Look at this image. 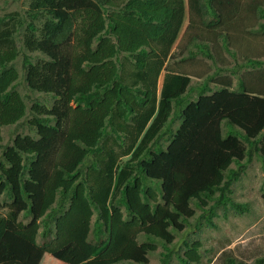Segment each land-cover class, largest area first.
<instances>
[{
    "label": "trees",
    "instance_id": "1",
    "mask_svg": "<svg viewBox=\"0 0 264 264\" xmlns=\"http://www.w3.org/2000/svg\"><path fill=\"white\" fill-rule=\"evenodd\" d=\"M246 2L30 0L25 14L5 15L0 142L2 128L29 113L11 65L21 54L15 42L21 28L27 49L44 55H24L27 84L55 99L52 106L36 101L31 107L28 122L36 136L18 134L3 149L0 242L7 223L26 210L34 220L20 228L29 234L42 228L43 245L53 252L76 244L91 258L85 264H150L158 239L164 243L161 264H172L174 237L162 223L169 218L177 230L186 228L196 213L192 202L202 210L198 227L218 229L220 207L253 218L248 227L262 219L264 214L234 198L235 185L243 189L264 180V49L258 52L254 44L264 33V22L254 30L264 19V0ZM233 44L259 53L247 56L243 67L262 70L249 79L239 76L236 91L232 79L221 77L223 67L211 74L207 63L196 69L199 56L216 66L213 47L230 50ZM176 117L181 124L174 131ZM162 141L168 142L165 149ZM152 178L165 179L173 216L165 208L158 216L151 211L150 200H157L147 186ZM141 183L145 198L136 194L130 203L128 189ZM186 245L184 264H207L200 241ZM218 248L214 255L229 263L232 251Z\"/></svg>",
    "mask_w": 264,
    "mask_h": 264
},
{
    "label": "rangeland",
    "instance_id": "2",
    "mask_svg": "<svg viewBox=\"0 0 264 264\" xmlns=\"http://www.w3.org/2000/svg\"><path fill=\"white\" fill-rule=\"evenodd\" d=\"M248 0H243L247 4ZM30 0H0V28L3 27L2 18L5 15H9L13 12H18L21 15L25 14L26 10L29 8ZM264 22V19H259L256 21V26L254 30H260V24ZM188 19L186 24L184 25V29L182 31L181 37L187 33L188 30ZM261 31V30H260ZM263 35H259L254 42L256 50L263 51L264 49V33L261 31ZM15 42L17 48L20 49L21 54L11 63L17 71L19 72V78L15 82V86L23 96L28 106V115L26 118L22 119L18 124L9 125L2 128V141L0 142V157L2 155L3 149L6 145L11 144L13 139L18 134L23 135H32L36 136L35 132L29 125V119L32 118L31 107L36 101L41 102L47 106H52L54 102V96L52 94L47 95L38 91L32 90L26 81L25 69L23 68V58L25 54L34 58H43L44 55L41 52H31L27 49L24 43V28H21L20 31L15 35ZM230 50H227L226 47H222L219 45L213 47V54L216 56L217 65L213 66V62L211 60H207L199 56L196 61L199 63L196 64V69L201 70L203 68V64H209L212 66V70L210 72L213 73L218 69L223 67L221 72V77H228L232 79V88L231 90L236 91L238 89V78L243 75L246 76L247 79L249 77H253L255 74L257 75L263 69L264 65L259 68L253 70L250 67H243L246 62L247 56H255L259 57V53L253 54L250 52L247 47H238L234 44L229 46ZM261 58V57H260ZM261 59H264L261 58ZM34 61V60H33ZM235 74L233 71H235ZM251 73V74H250ZM255 73V74H254ZM220 78V76H218ZM217 77V78H218ZM200 83L198 78H192V84L197 85ZM210 85L213 89H219L220 85L215 82H210ZM195 98V97H192ZM181 124V119L179 117L175 118V122L173 123V130H177V128ZM225 126V124H224ZM164 149L166 148L168 142L162 141ZM125 160L122 159L119 161L118 168L121 167L122 162ZM165 179L160 178H152L147 181V186L150 187L155 195L157 200H150L151 211L158 216V211L162 210L161 208H165L166 210L176 211L173 204H169L167 200V192L164 188ZM136 194L140 197L145 198V192L143 190V184L141 183L137 189L129 188L127 191L128 201L131 203ZM264 194V180L263 181H252L247 182L246 187L243 189L235 185V195L234 198L239 203L249 204L250 208H256L259 213L264 214V201L261 196ZM191 207L195 208V215L187 221L186 228L183 230H177L171 224V220L167 218L164 220L162 227L166 228V230L173 235V241L171 242V247L174 248L175 253L172 256L171 263L172 264H183L180 260V257L184 255V252L187 250L185 243H192L194 241H200L202 246L199 248V253L203 257V260L208 264H228L223 259L215 260L213 258L215 248H218L219 245L225 243L228 238L233 239L232 246L233 248V261L236 264H256L258 259L264 257V217L257 221L252 226L248 227V223L253 218H248L247 216L239 217L236 214V210L232 207H220L218 210V217L214 218V221L218 225V229H214L207 224H202L200 227L197 225L194 226L197 221V217L202 213L200 208L196 207V203L192 202ZM3 213H7V209L2 210ZM161 216L168 217L166 213L163 211ZM97 218L95 214L93 220ZM34 220L33 216L26 211L21 214L19 218V222L13 224L9 223L8 234L2 240L0 244V264L6 261H20L23 264H85L87 257L83 256L76 244H72L71 247H68L66 250L61 252H51L48 248L44 247L43 241L44 237L42 235V228L39 230L37 234H29L25 229H21L19 226L22 225L26 227L31 224ZM183 219L180 220V224H182ZM150 223V221L148 222ZM147 223V224H148ZM184 224V225H185ZM234 224H237L235 227ZM51 229H54V224L51 222ZM239 230V231H238ZM145 234L141 233L139 236L140 241H145ZM92 238H94L92 236ZM158 250L154 253L150 254L151 264H161V252L163 251L164 243L158 239ZM11 243L12 246H11ZM76 249V250H75ZM228 257V256H227ZM229 259V257H228ZM241 262V263H240ZM117 264H134L130 261H122Z\"/></svg>",
    "mask_w": 264,
    "mask_h": 264
},
{
    "label": "clouds",
    "instance_id": "3",
    "mask_svg": "<svg viewBox=\"0 0 264 264\" xmlns=\"http://www.w3.org/2000/svg\"><path fill=\"white\" fill-rule=\"evenodd\" d=\"M6 199V197L3 195L2 196V201H4ZM6 207H4L3 209H5ZM2 209V210H3ZM7 209V208H6ZM7 212H8V209H7ZM24 212H26V210L25 211H22L21 213H20V215H19V218H20V216H21V214L22 213H24ZM29 212V211H28ZM3 213V212H2ZM3 214H5V213H3ZM95 216V215H94ZM19 218H18V220L16 221V222H8L7 223V225H6V231H5V234L3 235V238H2V240L6 237V235L8 234V228L9 227H7L8 226V224L9 223H13V224H15V223H17V222H19ZM94 218V217H93ZM96 219V218H95ZM94 219V220H95ZM39 220H40V218H39ZM93 220V221H94ZM52 222V221H51ZM53 224H54V229H51L52 231H55V222L53 221ZM22 229V228H21ZM43 230V229H42ZM40 233H42V232H40ZM141 234V233H140ZM92 235H94L93 233H91V236ZM2 240H1V242H0V244L2 243ZM229 240H231L230 241V244H228L229 242ZM140 242H143V241H140ZM193 243V242H192ZM191 243V244H192ZM12 244L13 243H11V246H12ZM232 244H233V239L230 237V238H228L226 241H225V243H223L222 245H219V247L220 248H218V249H220L221 251H229V250H231L232 252L228 255V256H230L231 258H232V255H233V252H234V250H233V248H230L229 246H232ZM185 245H186V243H185ZM69 246H67V247H65V248H63L62 250H60V251H56V252H61V251H64V250H66L67 248H68ZM186 248H188V246L186 245ZM49 249V248H48ZM76 250V249H75ZM51 252H53V251H51ZM186 252V251H185ZM185 252H184V254H185ZM83 256H85V257H87V259H86V262L89 260V259H91L90 257H88V256H86V255H84L82 252H80ZM201 255V254H200ZM218 256L219 255H214L213 254V257H215V258H213V259H215V260H221V259H218ZM182 257H184V255L182 256ZM182 257H180V260L182 259ZM202 257V256H201ZM231 258H229V263L228 264H231L230 263V260H231ZM150 259V264H151V257L149 258ZM202 259H203V257H202ZM261 259H264V257H261L260 259H258V261L259 260H261ZM258 261H257V263L256 264H258ZM85 262V263H86ZM131 262V261H130ZM182 262V261H181ZM133 263V262H132ZM183 264H184V262H182ZM207 263V262H206ZM208 264V263H207Z\"/></svg>",
    "mask_w": 264,
    "mask_h": 264
}]
</instances>
